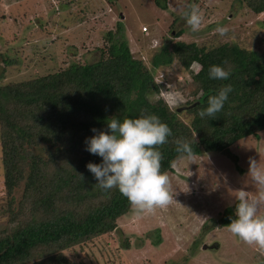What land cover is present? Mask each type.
Masks as SVG:
<instances>
[{"label": "rangeland", "instance_id": "1", "mask_svg": "<svg viewBox=\"0 0 264 264\" xmlns=\"http://www.w3.org/2000/svg\"><path fill=\"white\" fill-rule=\"evenodd\" d=\"M159 2L165 8L156 0H0V88L72 63L95 61L108 45L123 39L162 87L149 98L163 97L190 125L192 104L187 100H193L189 96L194 89L192 75L175 59L153 69L152 57L162 45L178 40L207 48L236 44L261 54L264 10L254 13L239 0ZM186 5H195L203 16L196 32L180 16ZM218 25L227 28L224 36L216 33ZM179 30L182 32L176 37ZM190 67L196 73L200 64L193 62ZM7 101L4 97L3 102ZM25 111L30 116L38 112ZM47 148L42 141L27 146L45 160ZM249 157L264 165V130L258 137L250 135L234 142L226 151H201L180 158L165 172L173 195L167 206L139 215L130 206L111 232L77 243L63 253L78 264H264V252L240 241L226 226L203 231L224 208L234 205L238 189L243 187L255 195L256 188L246 175ZM23 181L11 195L6 194L0 146V236L10 235L13 227L41 212L22 202ZM55 205L56 210L77 211L62 200Z\"/></svg>", "mask_w": 264, "mask_h": 264}, {"label": "trees", "instance_id": "2", "mask_svg": "<svg viewBox=\"0 0 264 264\" xmlns=\"http://www.w3.org/2000/svg\"><path fill=\"white\" fill-rule=\"evenodd\" d=\"M239 1L254 13L264 10V0ZM156 2L165 8L164 3ZM117 26L121 30L119 23ZM181 32L177 31L176 37ZM174 59L192 75L189 79L194 89L189 96L194 101L187 100L192 104L190 125L163 97L149 98L160 93L162 87L123 39L108 45L95 61L72 63L0 88L3 186L11 195L24 178L22 202L41 211L13 227L10 235L0 236V264H78L63 251L111 232L117 218L128 212L127 199L116 189H99L85 167L88 162L99 163L101 158L84 150V140L94 135L93 128L106 131L109 118L155 114L168 125L172 135L158 146L163 156L162 172L171 171L183 157L175 151L178 139L194 141L195 155L226 151L234 142L250 135L258 137L264 130V52L259 54L236 44L207 48L178 40L170 46L162 45L151 64L155 69ZM193 62L200 64L196 73L190 69ZM211 65L230 69L229 78L209 79ZM226 84L232 86V92L222 110L214 119H201L197 112ZM4 97L7 102H3ZM25 110L38 112L30 116ZM38 141L48 146L47 160L27 149ZM58 200L72 203L77 211L65 207L56 210ZM233 208H224L203 231L226 226Z\"/></svg>", "mask_w": 264, "mask_h": 264}, {"label": "clouds", "instance_id": "3", "mask_svg": "<svg viewBox=\"0 0 264 264\" xmlns=\"http://www.w3.org/2000/svg\"><path fill=\"white\" fill-rule=\"evenodd\" d=\"M180 16L190 31L200 29L203 16L195 5H186ZM215 31L224 36L227 28L218 25ZM229 76L230 69L220 65H211L208 69L209 79L227 80ZM231 92L230 84L219 88L215 95L208 97L206 106L197 115L201 119H214ZM91 131L94 135L85 138L84 150L101 159L99 163L88 162L85 167L99 189L118 190L137 215L150 213L171 202L170 180L161 171L163 156L158 146L167 143L172 130L157 115L142 114L122 120L112 117L106 121V131L95 128ZM193 143L178 139L175 151L185 158L191 157ZM246 175L256 193L250 195L245 188L238 189L233 214L226 227L240 241L255 245L258 251L264 252V165L249 157Z\"/></svg>", "mask_w": 264, "mask_h": 264}, {"label": "built area", "instance_id": "4", "mask_svg": "<svg viewBox=\"0 0 264 264\" xmlns=\"http://www.w3.org/2000/svg\"><path fill=\"white\" fill-rule=\"evenodd\" d=\"M142 28H143V32H146V27L143 26Z\"/></svg>", "mask_w": 264, "mask_h": 264}]
</instances>
